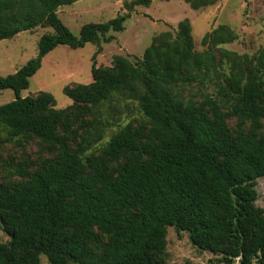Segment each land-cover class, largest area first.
<instances>
[{
  "label": "trees",
  "instance_id": "1",
  "mask_svg": "<svg viewBox=\"0 0 264 264\" xmlns=\"http://www.w3.org/2000/svg\"><path fill=\"white\" fill-rule=\"evenodd\" d=\"M75 1L0 0V40L53 29L38 38L34 57L0 75V89L15 95L0 104L6 139L36 137L51 155L31 171L17 164L19 181L0 184V224L8 236L0 241V264H42L41 254L49 264H166L168 226L218 255V264H264V210L255 205L256 181L264 177V48L251 57L218 48L217 56L208 44L233 39L220 26L203 36L207 49L197 51L185 18L173 37H154L136 62L115 54L101 67L100 40H113L108 32L123 30L134 6L152 0L124 2L126 12L84 23L78 35L57 14ZM87 42L98 44L92 80L63 86L72 105L56 108L44 90L20 95L49 51ZM195 80L214 83L216 96L181 95L179 84ZM119 100L135 101L148 127L121 128L88 158L104 133L101 122L90 121L72 148L75 123Z\"/></svg>",
  "mask_w": 264,
  "mask_h": 264
},
{
  "label": "rangeland",
  "instance_id": "2",
  "mask_svg": "<svg viewBox=\"0 0 264 264\" xmlns=\"http://www.w3.org/2000/svg\"><path fill=\"white\" fill-rule=\"evenodd\" d=\"M130 1L133 0H76L60 6L57 14L71 32L78 35L84 23L103 22L126 12L124 2ZM190 1L199 6L193 8L187 0H152L148 6H134L130 17L123 23L124 29L109 31L108 34L114 37L110 42L100 40L102 50L96 56L97 66L110 65L115 54L127 56L132 62H136L142 57L144 49L154 41V37L164 32H169L173 37L178 31V23L185 18L191 24L194 49L197 51L207 49L209 45L217 56L218 48H222L251 57L264 48V0H215L206 5L200 4L203 0ZM220 26L229 28L233 39L225 43L203 44V36ZM45 32H53V29L50 26H38L33 30L21 31L12 38L0 40V75L13 73L34 57L37 53V40ZM97 47L98 44L92 42L77 48L56 46L43 57L41 67L29 79L28 87L21 90L20 95H34L44 90L52 94L56 108L72 105V100L64 94L62 88L67 84L89 83L92 80L91 57ZM220 71L228 73L225 59L222 60ZM178 90L184 97H194L197 100H201L204 95L216 96V86L210 81L195 80L189 84H179ZM14 97L12 89H0V104L9 102ZM90 121L97 124L101 122L104 133L87 151L88 158L99 154L102 145L121 128L148 127L135 101L106 102L94 109L93 114L86 115L82 121L75 123L77 134L71 141L72 148L80 141ZM227 125L234 131L236 119H228ZM6 135V128L0 124V184L3 185L19 181V176L15 174L17 164L27 166L31 171L51 156L36 137H14L7 140ZM255 188V205L264 210V177L257 179ZM0 241L8 242L1 224ZM166 242V264H218L219 256L198 249L184 230L176 231L174 226H168ZM40 260L42 264H49L43 254L40 255ZM232 264L240 262L236 259ZM252 264L257 262L253 261Z\"/></svg>",
  "mask_w": 264,
  "mask_h": 264
}]
</instances>
